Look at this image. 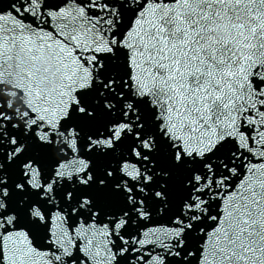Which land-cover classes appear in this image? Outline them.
Returning <instances> with one entry per match:
<instances>
[{
	"label": "snow or ice",
	"instance_id": "snow-or-ice-1",
	"mask_svg": "<svg viewBox=\"0 0 264 264\" xmlns=\"http://www.w3.org/2000/svg\"><path fill=\"white\" fill-rule=\"evenodd\" d=\"M0 264H264V0H0Z\"/></svg>",
	"mask_w": 264,
	"mask_h": 264
}]
</instances>
